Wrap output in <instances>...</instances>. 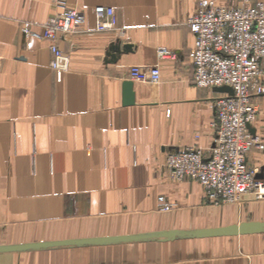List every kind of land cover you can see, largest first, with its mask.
I'll use <instances>...</instances> for the list:
<instances>
[{
  "label": "crops",
  "instance_id": "crops-1",
  "mask_svg": "<svg viewBox=\"0 0 264 264\" xmlns=\"http://www.w3.org/2000/svg\"><path fill=\"white\" fill-rule=\"evenodd\" d=\"M198 1L0 0V246L264 221V197L212 203L164 166L169 152L212 144V101L222 91L196 87L188 58ZM98 5L113 9L114 30H94ZM66 9L81 18L58 40L69 58L58 72L50 42L21 26L40 33ZM160 48L173 56L159 58ZM155 64L158 82L130 79V67ZM253 101L250 130L264 143V92ZM247 163L264 182V148ZM0 264H264V231L1 251Z\"/></svg>",
  "mask_w": 264,
  "mask_h": 264
},
{
  "label": "built area",
  "instance_id": "built-area-1",
  "mask_svg": "<svg viewBox=\"0 0 264 264\" xmlns=\"http://www.w3.org/2000/svg\"><path fill=\"white\" fill-rule=\"evenodd\" d=\"M80 18L75 9H66L41 26L40 33L30 30V22L22 23L21 30L27 36L49 41L50 68L66 72L69 58L58 40L74 33ZM94 19L96 32L115 29L111 7L96 6ZM187 26L194 37L188 53L193 84L200 88L226 86L232 93L222 92L212 101L211 146L207 150L188 146L169 152L164 166L173 180L196 181L209 202L239 204L246 194L261 199L264 182L257 178V169L248 165L247 153L264 148L263 141L250 130L258 113L253 98L264 92V3L241 0L235 7H226L214 0H199ZM157 56L165 58L173 53L160 48ZM129 77L156 83L159 67L132 66ZM159 201L163 209L169 207L164 197Z\"/></svg>",
  "mask_w": 264,
  "mask_h": 264
},
{
  "label": "water",
  "instance_id": "water-1",
  "mask_svg": "<svg viewBox=\"0 0 264 264\" xmlns=\"http://www.w3.org/2000/svg\"><path fill=\"white\" fill-rule=\"evenodd\" d=\"M116 51H119L118 45L114 46ZM113 48V49H114ZM130 45H124L123 50L129 51ZM222 92L232 93L229 87H215ZM129 97V94L126 95ZM264 231V221H244L238 224H231L227 226L213 227V228H201L195 229L193 231L184 232L181 230H169L163 231L158 234L143 235V236H126V237H113V238H85V239H75V240H63L54 242H41L32 244H20V245H6L0 246L1 251H21L30 249H41L54 246H81V245H95V244H105L113 241H138V240H159V241H169L177 237H218V236H235L242 234H253L260 233Z\"/></svg>",
  "mask_w": 264,
  "mask_h": 264
},
{
  "label": "rangeland",
  "instance_id": "rangeland-1",
  "mask_svg": "<svg viewBox=\"0 0 264 264\" xmlns=\"http://www.w3.org/2000/svg\"><path fill=\"white\" fill-rule=\"evenodd\" d=\"M255 3V2H254ZM192 181V180H191ZM196 182V181H195ZM247 195V194H246ZM249 195V194H248Z\"/></svg>",
  "mask_w": 264,
  "mask_h": 264
}]
</instances>
